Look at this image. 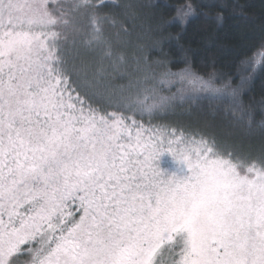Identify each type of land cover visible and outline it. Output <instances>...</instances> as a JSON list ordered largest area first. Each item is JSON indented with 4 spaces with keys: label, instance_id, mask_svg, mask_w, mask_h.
Wrapping results in <instances>:
<instances>
[{
    "label": "snow or ice",
    "instance_id": "obj_1",
    "mask_svg": "<svg viewBox=\"0 0 264 264\" xmlns=\"http://www.w3.org/2000/svg\"><path fill=\"white\" fill-rule=\"evenodd\" d=\"M105 3L72 10L99 31ZM68 16L59 0H0V264H264V157L136 119L162 105L88 103L87 69L60 43ZM165 152L186 175L161 171Z\"/></svg>",
    "mask_w": 264,
    "mask_h": 264
},
{
    "label": "trees",
    "instance_id": "obj_2",
    "mask_svg": "<svg viewBox=\"0 0 264 264\" xmlns=\"http://www.w3.org/2000/svg\"><path fill=\"white\" fill-rule=\"evenodd\" d=\"M77 3L62 1L72 23L60 43L87 69L95 93L88 103L109 112L116 102L162 105L136 119L214 137L250 160L264 157V67L253 72L264 46V0H116L99 9V31L91 9L72 10ZM188 4L195 15L185 25L173 21ZM178 76L210 81L215 93L181 103ZM156 163L165 175L187 174L166 152Z\"/></svg>",
    "mask_w": 264,
    "mask_h": 264
},
{
    "label": "rangeland",
    "instance_id": "obj_3",
    "mask_svg": "<svg viewBox=\"0 0 264 264\" xmlns=\"http://www.w3.org/2000/svg\"><path fill=\"white\" fill-rule=\"evenodd\" d=\"M62 1H66V0H59V2L62 4ZM17 2H23V0H17ZM49 6L52 7V5L50 4ZM71 31V30H70ZM67 32H69V29L67 30ZM201 79L198 80H193L190 77L186 76V77H181L178 76L177 78V89L178 91L176 92V97L180 98L181 95H185V96H191L194 98H197L199 96H204L205 94H209V93H215V87L213 86L212 83H210V81H203ZM192 95H196V96H192ZM161 100V97H155L154 102H158ZM145 103V102H144Z\"/></svg>",
    "mask_w": 264,
    "mask_h": 264
}]
</instances>
